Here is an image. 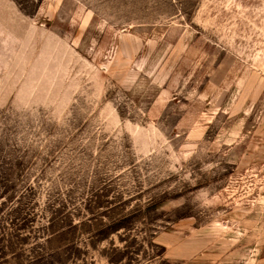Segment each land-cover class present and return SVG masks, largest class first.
<instances>
[{"label": "rangeland", "instance_id": "1", "mask_svg": "<svg viewBox=\"0 0 264 264\" xmlns=\"http://www.w3.org/2000/svg\"><path fill=\"white\" fill-rule=\"evenodd\" d=\"M0 264H264V0H0Z\"/></svg>", "mask_w": 264, "mask_h": 264}]
</instances>
